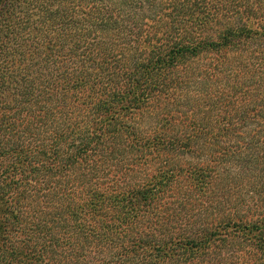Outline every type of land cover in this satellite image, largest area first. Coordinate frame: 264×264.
<instances>
[{
    "label": "trees",
    "instance_id": "1",
    "mask_svg": "<svg viewBox=\"0 0 264 264\" xmlns=\"http://www.w3.org/2000/svg\"><path fill=\"white\" fill-rule=\"evenodd\" d=\"M0 264H264V0H0Z\"/></svg>",
    "mask_w": 264,
    "mask_h": 264
}]
</instances>
